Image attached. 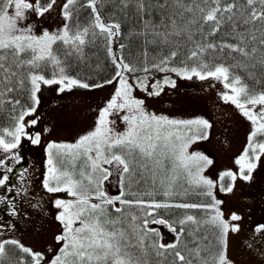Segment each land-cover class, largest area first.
Here are the masks:
<instances>
[{"label":"snow or ice","instance_id":"obj_1","mask_svg":"<svg viewBox=\"0 0 264 264\" xmlns=\"http://www.w3.org/2000/svg\"><path fill=\"white\" fill-rule=\"evenodd\" d=\"M173 2L183 9L178 13L179 20L175 17H169L170 23L161 21V24L146 20L145 31L141 35H144L146 43H174L177 45L179 41L172 38L186 36L187 42L195 45L188 59L199 58L208 50H219L220 52L227 50L228 55L237 54L232 57L233 60L237 61L236 64L229 66L216 65L214 70H209L206 75L229 81L225 83V87L230 88L233 95L225 94L224 99L236 104L243 115L251 120L254 125V130L248 138L249 146L237 163L249 156L259 160L260 156L257 154V149L259 153H264V142H257L254 138L258 133L264 135V92L251 93L247 86L242 84L239 76H233L230 73V67H243L247 70L249 67L255 69L259 66L264 69V0H245L244 4H241L240 0H232L231 3H228L227 0H191V3L188 4H185L184 0H173ZM54 3L55 0H50L47 4L42 3V0H35V5L29 0H0V97H3L6 92L11 93L14 91L13 78L18 77L20 70L24 68L28 69L27 78L32 85L33 100L36 99L35 93L39 88V81L51 84L54 82L63 83L67 80L68 87L78 84L77 80L63 76L64 69L62 67L60 68L62 75L59 81L47 80L43 75L32 71L40 68L41 62L50 61L54 65L61 63L53 51V45L57 42L69 46L70 51L68 54H71V51L80 53L82 52V46L86 43L85 37L90 32L93 36L97 35L94 30L98 29L99 34L104 35L108 40V52L110 55L112 54L111 40L112 37L119 35L120 24L105 23L102 20L97 5L102 4L103 0H88L87 7L91 9L93 14V22L89 27L81 29L77 26L76 30L72 31L71 26L65 24L58 34L49 33L45 30L39 36L32 33L31 25L24 28L18 27V23L26 19V11L34 9L36 14L40 16L49 11ZM120 3L125 8L130 3H134L140 13L146 12L149 7L146 0H120ZM76 4L77 0H66L63 5V15L66 20L72 18ZM257 4L260 5L259 9L256 7ZM167 5L168 0H164V3L160 4L159 7L164 8ZM185 13L190 15L186 17ZM180 21H183V23L181 24ZM241 24L244 26L251 25L252 27H245L243 31H238ZM257 24H259L258 28L256 27ZM161 26L164 28L163 31L159 30ZM226 26L231 31L225 32V35L230 36L236 43H228L222 40L217 44L208 39L220 34ZM257 32H259V36L256 34ZM197 34L200 36V41L194 39ZM150 36L152 39H149ZM123 47L121 45V48ZM29 52L31 53L30 58H26ZM178 54V50L170 51L168 55L161 59L160 64H168ZM241 57L243 60H240ZM244 61H253V63L247 64ZM113 63H116L118 69L134 71L123 60L117 63L114 59ZM200 67L203 69L207 65L202 63ZM171 71L188 74L184 69L173 68ZM190 71L192 75L199 76L201 79L206 78L196 68H192ZM255 75V72L249 73L250 78H255ZM116 76L121 77L120 87L117 88L107 106L100 110L94 131L80 137L75 144L53 142L47 146L49 151V175L45 178V187L49 192L66 191L76 198L74 201L69 202L56 201V206L63 209L57 219L64 224L65 233L62 236H57V241H64V244L60 249V255H57L51 264H147V261L135 255L131 249L139 248L143 250L149 232L158 235L155 229H148L149 222L166 224L176 235L175 243L154 244L158 256H166L170 252L180 264H195L196 261H199V264H232L226 256V234L230 227L233 232L239 231V226H230L225 222L221 218L222 214L218 209L214 215L204 221V223L211 224L218 229L215 253L210 259L201 256L202 252L209 251L208 246L201 247L200 244H197L195 248L188 249V255L179 250V244L186 234V229L183 226L191 222L199 227V222L196 221L194 216L187 215L184 219L179 220L178 223L182 226L179 230L169 224L166 219L156 218L159 215L156 212L157 209L171 207L184 209L208 208L215 207L220 203L219 201L214 200L211 206L187 203L169 204L156 201L146 202L144 200L128 201L122 199L125 195L123 190L114 198H109L103 191L104 181L114 174L109 169L104 168L103 164L112 165L120 173V183L123 187L125 182L129 185L133 182L138 183L137 177L143 178L145 174H150L153 183H155L158 172L166 171V159L172 160L173 172L182 169L187 172L188 176L192 177L193 183L206 185L209 189L213 186L211 180L199 175L203 166L201 162L211 163L207 157L199 154H188L186 151L188 148L187 142L176 144L168 137H164L165 143L163 145L159 143L161 140L160 128L165 124L202 126L206 129L209 127L208 122L204 119L176 121L169 120L166 117L149 115L141 107L143 101L132 98L131 86L122 77L120 71H117ZM19 84L22 86L24 80L20 79ZM80 86L89 87L87 84H81ZM140 86H143V82ZM149 95H159V92L154 91ZM118 98L122 99L123 102L118 103ZM9 102L11 103V101ZM2 103L3 100H0V104ZM19 103V100L15 101V104ZM246 105L252 107H246ZM256 105L261 106L259 112L252 110ZM125 108H129L130 111L135 108L138 115L123 116L122 119L127 123V128L124 132L116 133L109 126L112 123L108 120L109 113L113 109L123 110ZM31 110L34 111V109ZM27 114L28 112H22L15 126V131L8 132V135L13 137L12 141L6 142L5 139L0 138V148L4 151L7 152L17 147L20 135L24 130L22 121ZM31 123L35 124V121ZM153 128H155V134H153ZM170 135L171 133H169ZM202 137L206 138V133H203ZM177 139H180V137H177ZM32 142H39V136L37 135ZM93 151L95 152L94 158L88 155ZM69 156L73 160L86 156L88 161L91 162V172L81 171V179H74L72 173L62 170V164ZM0 163H3V161H0ZM245 166L247 167V174L244 173ZM255 167L256 164L252 162H248L246 165L242 164L241 178L244 180L251 179V173ZM192 168L196 169L195 173H193ZM224 175L231 177L233 180L236 179L231 172ZM6 179L7 177L0 179V185ZM84 179H87V184L84 183ZM174 179V176L161 178L162 184L166 180L168 183V190L164 192L165 196L172 194L171 187ZM62 184L64 187H61ZM224 190L231 192L232 188L229 186ZM207 195H212L210 190ZM92 198L99 199L100 203H90ZM115 201H119L121 205L131 206L134 204L140 206L144 210L145 216L152 218L151 221L145 219L142 226H135L129 232L120 226L122 224L120 218L113 219L108 215V205H112L115 212H122L121 208L115 207ZM137 219L136 216H132L133 222ZM231 219L238 221L240 217L233 214ZM77 223H79V227L74 226ZM262 230H264V226L257 228V231ZM133 239L136 240L135 244L132 243ZM204 239H207V237ZM7 244L16 245L23 253L31 256L34 264H41L43 259L41 253L33 252L15 240L0 242V259L6 255L5 245ZM17 264H23V262L18 261Z\"/></svg>","mask_w":264,"mask_h":264},{"label":"rangeland","instance_id":"obj_2","mask_svg":"<svg viewBox=\"0 0 264 264\" xmlns=\"http://www.w3.org/2000/svg\"><path fill=\"white\" fill-rule=\"evenodd\" d=\"M29 2L35 5V0H29ZM65 3L66 0H55L52 8L40 16L34 9L26 11V19L20 21L18 27L24 28L31 25L32 33L37 36L45 30L58 34L65 25L66 19L63 15ZM110 46L111 56L119 63L122 59L117 36L112 37ZM118 71L131 86L132 98L143 101L141 107L145 113L166 117L169 120L204 119L208 122L206 138H193L188 143L186 151L188 154L203 155L211 161L210 164L206 163L202 166L199 175L213 182L215 201L220 202L215 206L222 214L221 218L230 226H239V231L233 232L230 227L226 234L227 258L232 264H246L244 259L255 260L256 250L254 246L251 247V238L255 236V233L251 237L245 223L246 213L255 211L252 207L257 204L264 206V153L257 151L260 156L259 160L249 156L237 163L249 146L248 138L254 130V125L243 115L236 104L224 99L225 94L233 95L231 89L225 87L222 78L218 79L207 75L204 79L198 76L194 77V80L187 78L184 81H179L178 78H172L173 75L172 77L165 76L168 75V72L164 73L165 75L145 72L138 77L122 68H119ZM120 79L121 77L115 76L110 80V83L99 85L97 88L77 90H69L67 85L61 83L58 91H56L57 83L41 85V81H39V88L35 93L38 101L33 108L26 111L28 114L22 121L24 130L20 135L17 147L7 152L0 148V161H3L0 163V176H4L15 164L24 138L30 140L32 153L39 145L38 148L45 154L44 147L46 148L49 143L75 144L80 137L94 131L99 112L107 106L117 88L120 87ZM141 82H143L142 87L140 86ZM154 91H158L159 95H149ZM68 92L70 93L68 94ZM117 102L122 103L123 100L118 98ZM246 107L252 106L246 105ZM260 107V105H256L252 110L259 112ZM133 114L138 115L135 108L131 111L129 108L113 109L108 116V120L112 122L109 126L116 133L124 132L127 123L122 117ZM32 121H35V124H32ZM15 126L12 129H6L7 131L5 130L0 138L5 139L6 142L12 141L13 137L8 135V132L15 131ZM191 127L196 126L165 124L160 128V133L174 129L186 131ZM153 134H155V128H153ZM37 135L39 142L33 143L32 140ZM89 155L94 158L95 152L93 151ZM34 158H29L22 174L16 180L15 188H20V194H17L16 199L19 207L13 212L14 214L12 213L13 222H9L12 225L0 229V242L15 240L33 252L45 253L47 260L44 261V264H47L60 254L59 249L64 244V241H57V236L64 235L65 229L64 224L57 219L63 209L56 206V201L69 202L76 198L66 191L52 193L39 188ZM45 162L48 164L46 155ZM248 162L255 163L256 167L252 170L251 179L244 180L241 178V166ZM102 166L108 169V164ZM227 172L233 173L236 177L235 180L230 177L231 192H223L219 186L221 177ZM244 173L247 174L246 166ZM115 178L111 176L104 183L103 191L109 198L115 197ZM94 202L95 199L92 198L90 203ZM13 204L17 207L15 202ZM233 214L239 216L240 220L233 221L231 219ZM74 226L79 227V223Z\"/></svg>","mask_w":264,"mask_h":264},{"label":"trees","instance_id":"obj_3","mask_svg":"<svg viewBox=\"0 0 264 264\" xmlns=\"http://www.w3.org/2000/svg\"><path fill=\"white\" fill-rule=\"evenodd\" d=\"M50 0H42V3L47 4ZM231 3L232 0H227ZM88 0H77V4L74 8L72 18L65 20V24L71 26L72 31L79 28L89 27L93 22V14L91 9L87 7ZM149 5L148 9L144 13L137 11L134 3H130L127 8H125L120 0H103L102 4H98L97 7L101 13L102 20L105 23H119L120 32L117 35V41L120 44V56L124 63L129 64L130 68L134 71H129L136 76H140L145 72H156L159 74H164L168 72V75L172 78H178L179 81H184L187 78L194 80L196 75L191 74V69L196 68L203 75L209 70H214V67L219 64L225 66L234 65L237 63L233 60V56L237 54L233 53L228 55V51L224 52L208 50L201 57L188 59L190 52L195 48V45L191 42H187L185 37H173L175 41H179V44L174 43H146L144 35H141L145 31L144 25L146 20H151L153 23L161 24L170 23L169 17H175L179 20L178 13L183 11L182 8L178 7L173 0H168V5L164 8L159 7L160 4L164 3V0H146ZM185 4L191 3V0H184ZM241 4L245 3V0H240ZM257 9L260 5H256ZM190 14L185 13V16ZM182 24L183 21H180ZM240 23V21H238ZM251 28V25L238 28V31H243V29ZM259 27V24L256 26ZM160 31L164 28L161 26ZM97 35L93 36L91 32L87 37H85L86 43L82 46V52L77 53L71 51L69 46L63 45L60 42L53 45V51L60 60L59 65H54L50 61L41 62V66L38 69H33L32 71L43 75L45 79H58L61 78L60 68L64 69L63 76L75 79L79 83L74 85L80 86L81 84H87L89 87L105 83L112 80L118 71L116 63H113V57L108 52V40L104 35L99 34V30H94ZM230 28L227 26L221 30V33L215 37H209L211 42L219 44L222 40L228 43H236L232 40L230 36L225 35V32H230ZM259 36V32L256 33ZM149 39H152L150 36ZM194 39L200 41V36L197 34ZM121 45L124 47L121 48ZM178 50V56L175 59L169 61L168 64H160L161 59L168 55L170 51ZM147 53V55H145ZM31 53L29 52L26 58H30ZM240 60H243L241 57ZM206 64L207 67L201 69V64ZM244 63L251 64L253 61H244ZM184 69L187 71V75L181 74L177 71H171V69ZM165 69V70H162ZM15 70V69H13ZM255 72V78H250L249 73ZM230 73L233 76H239L242 84L246 85L251 93L258 94L264 92V69L257 66L255 69L249 67L245 70L243 67H230ZM28 69L24 68L20 70V75L13 78L14 91L11 93H5L0 100L3 103L0 104V133L5 128H10L16 124L18 118L22 112L34 105V100L32 98V85L29 81ZM23 79L24 84L21 86L19 80ZM229 82V81H228ZM19 100V104H15V101ZM11 101V103L9 102ZM176 132H170L165 130L161 133V140L159 143L163 145L165 143L164 137H168L169 140L180 144L181 142H190L193 138H203L202 134L206 133V129L202 126L191 127L186 131L175 130ZM169 133L171 135L169 136ZM180 137V139H177ZM257 142H262L264 140V135L257 134L254 138ZM55 151V150H54ZM82 151V150H81ZM166 171L158 172L156 182L153 183V178L150 174H145L143 178L137 177V182H133L130 185L125 182L123 187L121 186V191L125 192L122 197L124 200L135 201L144 200L146 202L156 201L161 203L169 204H199V205H213L214 196L207 195L209 189L206 185H197L192 182V177L188 176L186 171L176 170L173 172V163L171 159L165 160ZM62 170H67L72 173L73 178L80 180V172H91V162L88 161L86 156H81L78 159L73 160L70 156L67 157L63 164ZM193 173H195V168H192ZM172 177L175 179L172 181L170 196H165L164 192L168 190L167 180L165 183H161V178ZM84 183L87 184V179H84ZM229 183V177L224 175L221 178V186L224 188ZM212 193V192H211ZM100 203V202H98ZM115 207L122 209V212L117 213L114 211L112 205L107 206L108 215L115 219L120 218L122 221L121 227L127 229L131 232L132 228L135 226H142L143 221L148 219L151 221V217H146L144 210L137 205H121L118 203ZM255 211L250 213L249 228L256 223L264 224L261 221V217L264 214V206L257 204L252 207ZM216 211L215 207L208 208H161L157 209L156 212L159 213L156 216L157 219L163 218L172 224L177 230L182 226L178 223L179 220L184 219L187 215H192L195 217L196 221L199 222V227L197 224L188 223L183 227L186 229V234L183 236L180 244L179 250L183 254L188 255V249L195 248L197 244L201 247L208 246L209 251L201 253V256L210 259L215 253V245L217 244L216 235L218 229L211 224L204 223L208 220L210 216L214 215ZM132 216H136L138 219L133 222ZM149 222L148 229H155L157 234L149 232L148 237L145 239L144 249L133 248L131 251L135 255L139 256L142 260L147 261V264H180L178 260L170 252L166 256H158L156 254V248L154 244H169L176 242V235L172 232L166 224H156ZM161 226L163 228H161ZM165 228L168 232L165 231ZM198 229V230H197ZM207 237V239H204ZM133 244L136 240L133 239ZM264 244V240L262 241ZM187 245V247H185ZM6 255L0 259V264H17L18 261H22L23 264H34L31 256L23 253L20 248L16 245L7 244L5 245ZM191 258V257H189ZM195 264H199L196 261Z\"/></svg>","mask_w":264,"mask_h":264},{"label":"flooded vegetation","instance_id":"obj_4","mask_svg":"<svg viewBox=\"0 0 264 264\" xmlns=\"http://www.w3.org/2000/svg\"><path fill=\"white\" fill-rule=\"evenodd\" d=\"M6 186L0 185V224L5 220H8V217H5V213L7 211L10 200L13 199V189L8 185V183L4 184ZM3 219L4 221L1 222Z\"/></svg>","mask_w":264,"mask_h":264}]
</instances>
